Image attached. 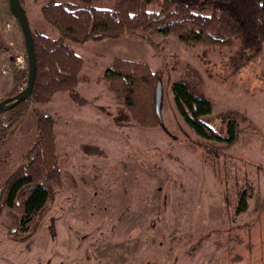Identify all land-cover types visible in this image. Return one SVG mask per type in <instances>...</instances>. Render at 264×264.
<instances>
[{"label":"rangeland","instance_id":"1","mask_svg":"<svg viewBox=\"0 0 264 264\" xmlns=\"http://www.w3.org/2000/svg\"><path fill=\"white\" fill-rule=\"evenodd\" d=\"M120 0H55L112 9ZM22 0L32 33L57 39L40 8ZM83 60L77 87L39 108L54 118L61 185L22 238L7 235L13 221L0 214V264H264V45L257 57L238 43L207 49L171 36L127 34L116 40L66 41ZM8 0H0V101L23 90L27 62ZM116 58L144 62L160 75L161 128H140L102 82ZM3 72V71H2ZM186 77L221 113L235 114L237 142H205L178 114L170 85ZM16 92V93H15ZM55 102V103H54ZM216 117V118H215ZM36 136L29 110L0 149V183L21 163ZM250 188L246 209L238 193Z\"/></svg>","mask_w":264,"mask_h":264},{"label":"trees","instance_id":"2","mask_svg":"<svg viewBox=\"0 0 264 264\" xmlns=\"http://www.w3.org/2000/svg\"><path fill=\"white\" fill-rule=\"evenodd\" d=\"M19 3L23 7L22 0ZM40 15L57 30L58 37L32 33L35 75L31 94L0 112V149L15 135L29 110L34 113L36 124V136L32 146L22 154V163L0 183V214L6 210L12 217L7 235L14 239L26 234L52 191L61 185L54 118L39 105L48 103L55 93L72 91L78 85L83 60L66 41L84 44L116 40L127 34H158L207 49L228 48L238 43L250 51L249 58L257 57L264 45V0H120L112 9L48 0L40 8ZM159 79L160 75L144 62L116 58L96 83L106 85L140 128L165 130L154 110V91ZM170 88L178 114L198 138L227 147L237 142L239 123L235 114H220L219 117L227 119L222 132L206 122V118L212 117V103L198 92L195 78L178 80ZM10 158V152H6L1 164L6 166ZM250 192L247 187L238 193L237 214L246 209Z\"/></svg>","mask_w":264,"mask_h":264},{"label":"water","instance_id":"3","mask_svg":"<svg viewBox=\"0 0 264 264\" xmlns=\"http://www.w3.org/2000/svg\"><path fill=\"white\" fill-rule=\"evenodd\" d=\"M8 7L11 16L17 22L20 32L22 34L25 53L27 57L28 72H27L26 85L24 89L19 91L14 96L0 101V112H2L4 109H8L15 106L20 101L29 97L32 91L33 80L35 75V56H34L32 32L30 30L25 11L21 7L19 0H8ZM162 99H163L162 84L160 80H158L156 82L155 91H154V110L161 124H163L162 116H161Z\"/></svg>","mask_w":264,"mask_h":264},{"label":"built area","instance_id":"4","mask_svg":"<svg viewBox=\"0 0 264 264\" xmlns=\"http://www.w3.org/2000/svg\"><path fill=\"white\" fill-rule=\"evenodd\" d=\"M26 55V53H25ZM25 59L27 62V58H25L23 55L22 56H17L15 58L16 63H18L20 65V67H24L25 66ZM3 71V72H2ZM6 71L5 70H0V77L2 76V74H4Z\"/></svg>","mask_w":264,"mask_h":264},{"label":"crops","instance_id":"5","mask_svg":"<svg viewBox=\"0 0 264 264\" xmlns=\"http://www.w3.org/2000/svg\"><path fill=\"white\" fill-rule=\"evenodd\" d=\"M57 95H64V94H63V92H57V93H55L54 96L51 98V100H50L48 103L52 102V100H53L54 98H56ZM54 103H55V102H54ZM48 114H49V113H48ZM50 115H51V114H50Z\"/></svg>","mask_w":264,"mask_h":264},{"label":"bare ground","instance_id":"6","mask_svg":"<svg viewBox=\"0 0 264 264\" xmlns=\"http://www.w3.org/2000/svg\"><path fill=\"white\" fill-rule=\"evenodd\" d=\"M27 58V57H26Z\"/></svg>","mask_w":264,"mask_h":264}]
</instances>
